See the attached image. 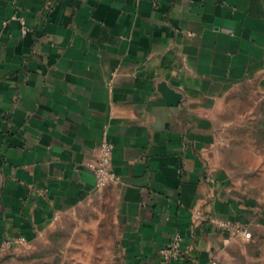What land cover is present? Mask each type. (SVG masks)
I'll return each instance as SVG.
<instances>
[{
    "label": "crops",
    "instance_id": "1",
    "mask_svg": "<svg viewBox=\"0 0 264 264\" xmlns=\"http://www.w3.org/2000/svg\"><path fill=\"white\" fill-rule=\"evenodd\" d=\"M245 85L264 94V0H0V257L100 199L117 264H239L208 218L264 227L217 152V108ZM104 140L116 181L97 188Z\"/></svg>",
    "mask_w": 264,
    "mask_h": 264
},
{
    "label": "rangeland",
    "instance_id": "2",
    "mask_svg": "<svg viewBox=\"0 0 264 264\" xmlns=\"http://www.w3.org/2000/svg\"><path fill=\"white\" fill-rule=\"evenodd\" d=\"M219 165L235 192L264 206V94L252 86L230 91L217 108ZM54 228L31 243L8 254L0 264H117L113 202L97 200L61 219ZM251 237H240L239 264H264V227H246ZM59 262V263H58Z\"/></svg>",
    "mask_w": 264,
    "mask_h": 264
},
{
    "label": "built area",
    "instance_id": "3",
    "mask_svg": "<svg viewBox=\"0 0 264 264\" xmlns=\"http://www.w3.org/2000/svg\"><path fill=\"white\" fill-rule=\"evenodd\" d=\"M21 31L23 34L26 33L27 29L25 23L22 19H20ZM113 146L107 141L104 140L100 143L97 158L95 163L89 165L90 169L93 171L95 176V186L97 188H102L109 182H115L116 177L111 171V154H112ZM208 221L213 225L216 229L227 232L230 234H234L237 236H241L242 238L248 240L251 237L250 232L241 224L237 222L221 220L215 217H209ZM180 241L181 238L178 234H174L168 245L165 249L160 251V255L165 263L169 261L176 260L181 257V249H180ZM25 242L24 239H19L17 241H4L2 243V249H10L13 246H19Z\"/></svg>",
    "mask_w": 264,
    "mask_h": 264
}]
</instances>
